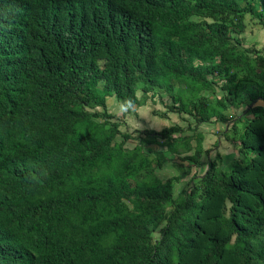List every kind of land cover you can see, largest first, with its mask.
Returning a JSON list of instances; mask_svg holds the SVG:
<instances>
[{
  "label": "trees",
  "instance_id": "trees-1",
  "mask_svg": "<svg viewBox=\"0 0 264 264\" xmlns=\"http://www.w3.org/2000/svg\"><path fill=\"white\" fill-rule=\"evenodd\" d=\"M255 26L264 0H0V264H264ZM162 91L185 126L109 112Z\"/></svg>",
  "mask_w": 264,
  "mask_h": 264
},
{
  "label": "rangeland",
  "instance_id": "rangeland-1",
  "mask_svg": "<svg viewBox=\"0 0 264 264\" xmlns=\"http://www.w3.org/2000/svg\"><path fill=\"white\" fill-rule=\"evenodd\" d=\"M250 26V24H248ZM246 36V42L248 44H257L258 47L264 45V27L255 26V28L246 30L242 34ZM163 92L164 99H160L158 96H154V100L148 98L145 104L136 107L135 111L128 112L126 108L122 107L121 103L116 101L114 98H108V108L109 112L114 113L124 122H121V129L132 131L137 129L144 128H153L156 130L161 129L164 126H168L170 123H179L182 126L187 124V121H183V119L175 112H167L166 104L169 103V98L166 96L167 94ZM156 111V113H155ZM166 111L167 116H162V112ZM233 112V110H231ZM219 129L221 124H217ZM212 129H215L212 124H202L201 130L204 134L203 145L204 148L210 147L216 138L220 139L219 146L217 150H219L223 155L225 161L229 160L232 157L233 148L230 142L224 140L221 136H217L218 133L213 132ZM221 137V138H220ZM214 151L210 152V155H214ZM207 158L206 154L202 155V160L204 161ZM175 162L172 161L166 162V165L158 171V176L162 179L167 178L173 174L178 172L177 163H180V159H175ZM185 165L189 164V162H183ZM182 185H178L181 187Z\"/></svg>",
  "mask_w": 264,
  "mask_h": 264
}]
</instances>
